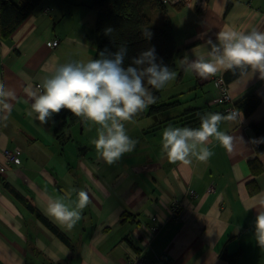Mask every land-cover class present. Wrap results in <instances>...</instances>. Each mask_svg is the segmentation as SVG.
<instances>
[{"label": "crops", "instance_id": "0c3cea01", "mask_svg": "<svg viewBox=\"0 0 264 264\" xmlns=\"http://www.w3.org/2000/svg\"><path fill=\"white\" fill-rule=\"evenodd\" d=\"M89 2L42 0L8 39H0V81L15 92L10 111L0 106V264H125L133 257L161 258L164 264H264V247L255 237L256 216L264 211V152L257 154L252 143L264 134L251 128L264 120V79L250 68L221 69L201 79L182 67L186 55L206 56L205 42L225 27L264 31V0H207L203 10L166 5L178 53L176 78L156 91L159 101L176 104L126 122L137 144L112 165L92 144L94 126L80 120L59 142L56 116L55 124L41 125L30 114L26 91L58 63L93 58L96 14ZM52 40L57 45L48 47ZM217 77L224 80L232 105L253 94L257 107L222 122L220 130L233 137L232 151L211 138L214 155L207 162L169 163L161 134L170 121L193 109L227 115L225 105L216 102ZM4 151L14 153L19 164L7 163ZM252 160L256 168L249 165ZM73 190L86 191L90 203L69 230L48 216L46 207L49 196L72 193L75 200ZM173 200L180 208L170 218Z\"/></svg>", "mask_w": 264, "mask_h": 264}, {"label": "clouds", "instance_id": "9594fccd", "mask_svg": "<svg viewBox=\"0 0 264 264\" xmlns=\"http://www.w3.org/2000/svg\"><path fill=\"white\" fill-rule=\"evenodd\" d=\"M113 29L108 28L106 35ZM143 36L150 39L152 33L145 29ZM205 45L207 55H197L195 59L183 58L185 71L194 72L201 79L215 76L221 69L244 72L252 69L264 79V31L252 28L238 31L225 27L209 38ZM128 47L122 44L117 51L107 49L99 52L98 58L87 62L68 61L58 63L35 88L26 89L31 98L30 114H36L41 125L67 110L82 123L95 127L96 138L92 140L99 156L108 164L118 162L126 153L134 151L137 140L132 139L125 123L145 111L155 103L153 90H161L175 80L176 72L158 62L155 47L140 52L125 64ZM15 92L0 81V106L11 110L10 100ZM241 114L233 111L224 115L208 112L200 115L199 127L168 126L162 130L161 149L169 163L190 165L193 158L200 162L214 155L208 144L214 138L228 151L233 149V137L220 130L222 122L235 121ZM264 140H253L259 144ZM62 196H49L46 214L72 229L81 219L83 210L90 203L89 194L80 190ZM264 206V201L261 202ZM255 237L264 247V211H259L255 219Z\"/></svg>", "mask_w": 264, "mask_h": 264}, {"label": "trees", "instance_id": "16d2710c", "mask_svg": "<svg viewBox=\"0 0 264 264\" xmlns=\"http://www.w3.org/2000/svg\"><path fill=\"white\" fill-rule=\"evenodd\" d=\"M89 6L95 11L96 19L94 30L96 34V49L92 59L98 58L99 52L107 49L110 52L117 51L118 47L126 44L128 56L125 64L130 63L132 57L150 47H155L158 62L163 61L171 70H175L178 59L177 47L173 35L171 21L166 12V5L159 0H89ZM42 0H0V39H8L15 30L32 14ZM147 11H159L162 14V21L159 26H151ZM108 28L113 29L111 35H106ZM145 29H148L152 36L146 39L143 36ZM155 103L151 104L146 112L136 115L135 119L143 118L145 115H153L164 111L176 104L175 101L161 102L156 90H153ZM259 103V99L249 94L233 107L237 112L247 116L251 114ZM203 113L198 109L189 110L170 121L168 125H179L181 127H199L200 115ZM57 125L54 129L55 138L59 142L67 140L69 127L79 122L67 110L62 111L56 117ZM251 128L257 135L264 134V120L258 124H251ZM259 140H264V136ZM255 152H264V142L255 144ZM252 168L257 167L256 160L249 161ZM27 207L34 211V208L27 204ZM35 215L57 236L66 242L65 238L36 211Z\"/></svg>", "mask_w": 264, "mask_h": 264}, {"label": "built area", "instance_id": "2783aa9c", "mask_svg": "<svg viewBox=\"0 0 264 264\" xmlns=\"http://www.w3.org/2000/svg\"><path fill=\"white\" fill-rule=\"evenodd\" d=\"M162 4L165 5H190L193 9L196 10H203L207 4V0H159ZM45 12V11H44ZM57 45V40H52L51 42L47 43L48 47H55ZM215 84L217 87V93L218 96L216 98V102L218 104L225 105L224 113L228 114L230 112L236 111L235 108L232 105V101L227 89L226 84L224 83V80L221 77L215 78ZM4 158L7 163L12 164H19V159L16 157V155L10 151H4L3 152ZM4 171V167H0V172ZM208 192L213 191L212 187H208ZM190 197H194V192H189ZM180 208V203L177 200H173L170 205V218H174L178 214V210ZM152 220H155V218H152ZM158 227L157 225H153L151 227V231L153 233L157 232ZM167 263L165 260H162L161 258H157L155 260H145L140 257H133L127 259L125 264H164Z\"/></svg>", "mask_w": 264, "mask_h": 264}, {"label": "rangeland", "instance_id": "374dc122", "mask_svg": "<svg viewBox=\"0 0 264 264\" xmlns=\"http://www.w3.org/2000/svg\"><path fill=\"white\" fill-rule=\"evenodd\" d=\"M147 15L150 18L151 26H159L162 21V14L159 11H147Z\"/></svg>", "mask_w": 264, "mask_h": 264}]
</instances>
